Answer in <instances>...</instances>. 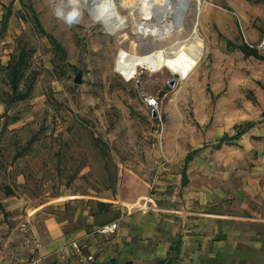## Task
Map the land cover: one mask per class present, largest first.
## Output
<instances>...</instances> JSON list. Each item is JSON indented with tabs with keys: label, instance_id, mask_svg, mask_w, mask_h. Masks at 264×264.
<instances>
[{
	"label": "rangeland",
	"instance_id": "1",
	"mask_svg": "<svg viewBox=\"0 0 264 264\" xmlns=\"http://www.w3.org/2000/svg\"><path fill=\"white\" fill-rule=\"evenodd\" d=\"M200 1L202 57L187 79L171 87L167 68L138 69L130 82L117 74L119 41L89 11L70 25L49 0H0V244L16 227L29 226L28 215L41 206L66 233L87 228L90 217L91 230L122 222L113 206L133 203L122 191L129 178L147 193L151 189L157 207L165 197L175 204L178 192L167 175L176 154L162 153L161 126L151 120L148 98L158 101L162 128L170 133L199 126L228 132L247 120L264 125V66L236 47L211 52L202 26L208 4L220 7L219 14L227 4L259 14L264 0ZM262 24L256 19L251 26ZM20 61L25 69L18 94L28 97L15 100L9 67ZM162 154L170 160L165 166ZM22 226L16 231L21 235Z\"/></svg>",
	"mask_w": 264,
	"mask_h": 264
},
{
	"label": "crops",
	"instance_id": "2",
	"mask_svg": "<svg viewBox=\"0 0 264 264\" xmlns=\"http://www.w3.org/2000/svg\"><path fill=\"white\" fill-rule=\"evenodd\" d=\"M227 5L230 8L224 9V14H219L215 9L220 7L214 4L203 10L202 26L208 27L211 52L216 51L215 46L231 50L259 44L264 24L255 29L251 23L264 20V5L259 14L249 6L238 12ZM258 54L264 57V52ZM247 58L264 66V61ZM207 91L212 96L209 88ZM151 120L156 122L152 116ZM247 124L251 127L234 139ZM235 130L220 132L215 127L199 126L170 133L162 129V153L166 157L176 154L170 166L171 176H167L173 178L178 199L171 204L165 197L163 205L157 207L151 189L147 193L129 178L123 185L127 190L122 191L129 193L133 203L113 206L122 212L117 241L105 244L95 264H111L112 260L114 264L170 260L175 264H264V125L247 120ZM183 174L188 181L184 186ZM143 206L150 210L156 207L159 213L147 210L134 214ZM44 209L41 206L28 215L27 227L39 241L40 254L51 255L46 264H61L52 253L91 231L93 220L90 217L86 221L87 228L66 233L63 223ZM21 226L0 244V264H20L25 257L23 228L22 235L16 232ZM179 237L182 244L176 257L170 249Z\"/></svg>",
	"mask_w": 264,
	"mask_h": 264
},
{
	"label": "bare ground",
	"instance_id": "3",
	"mask_svg": "<svg viewBox=\"0 0 264 264\" xmlns=\"http://www.w3.org/2000/svg\"><path fill=\"white\" fill-rule=\"evenodd\" d=\"M42 5L46 0H38ZM58 18L80 23L84 10L119 41L115 71L125 81L138 69L157 73L168 69L187 79L202 57L203 40L197 34L200 0H49ZM128 11L123 17L121 11ZM123 13V12H122Z\"/></svg>",
	"mask_w": 264,
	"mask_h": 264
},
{
	"label": "built area",
	"instance_id": "4",
	"mask_svg": "<svg viewBox=\"0 0 264 264\" xmlns=\"http://www.w3.org/2000/svg\"><path fill=\"white\" fill-rule=\"evenodd\" d=\"M249 48L264 51V28L262 29L259 44L257 46L249 45ZM146 103L147 107L150 109L151 116L153 111L157 113V117L154 120L159 123L161 126L159 131L162 132L163 125L161 115L158 111V101L153 98H148L146 99ZM169 163L170 160L163 155L161 166H165ZM147 210H149V207L143 206L138 208L136 212H144ZM119 228V221L97 227L59 248L52 253V255L56 256L61 264H70L71 262L75 264H95L97 257L103 255V247L105 244L114 245L116 243ZM23 233L27 235L26 239H24L26 256L21 260L20 264H46V261L51 255L43 256L40 254L39 241L37 237L30 232L27 226H23Z\"/></svg>",
	"mask_w": 264,
	"mask_h": 264
},
{
	"label": "trees",
	"instance_id": "5",
	"mask_svg": "<svg viewBox=\"0 0 264 264\" xmlns=\"http://www.w3.org/2000/svg\"><path fill=\"white\" fill-rule=\"evenodd\" d=\"M239 49L244 54L245 57H253V58L257 59V60L264 61V57L260 56L256 49H251L247 45H243ZM24 69H25V62H21V61L18 62V63H15V64H11V66L9 67L10 75H11L10 76L11 77L10 78L11 79L10 83H11V88L13 90V94L16 97L15 100L16 99L23 100V99H26L28 97V95L18 94L19 82L24 78ZM250 127H251L250 124H247L245 126V128H242L241 130H239L237 132L236 136L234 137V139L239 138ZM227 141H229V140L228 139H224L223 140V142H227ZM187 160H188V158H187ZM187 182L188 181H187L186 175L183 174V186L186 185ZM97 205L99 207H101V208H105L106 207V205H104V204H97ZM181 244H182V240L179 237L176 240V242L174 243V245L172 246V248L170 249L171 252L175 253L176 257L179 254V250H180ZM170 261L168 263H170Z\"/></svg>",
	"mask_w": 264,
	"mask_h": 264
},
{
	"label": "water",
	"instance_id": "6",
	"mask_svg": "<svg viewBox=\"0 0 264 264\" xmlns=\"http://www.w3.org/2000/svg\"><path fill=\"white\" fill-rule=\"evenodd\" d=\"M178 81H179V76L178 75H173L172 79L170 81V86L173 87L175 85V83H177ZM74 82L77 85L82 84V73L81 72H79L77 74V77H76ZM156 117H157V113L155 111H153L152 118L155 119Z\"/></svg>",
	"mask_w": 264,
	"mask_h": 264
}]
</instances>
